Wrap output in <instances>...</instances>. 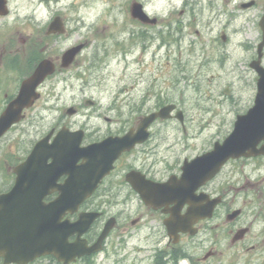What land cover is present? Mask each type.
Returning <instances> with one entry per match:
<instances>
[{
    "label": "rangeland",
    "instance_id": "obj_1",
    "mask_svg": "<svg viewBox=\"0 0 264 264\" xmlns=\"http://www.w3.org/2000/svg\"><path fill=\"white\" fill-rule=\"evenodd\" d=\"M80 1L83 2L81 13L75 15L78 20L70 23L81 29L46 46L50 37L46 36L44 41L36 39V32L42 25L36 22L48 18L49 11L41 9L38 0H11V14L0 23V39H5L2 43H7L9 38L11 43L15 41L14 51H23L17 43L21 42V35L28 41L30 59L24 60L21 54L14 57L22 63L20 66H25L24 75L32 66V57H39L45 47L56 54L79 37L86 39L84 34L89 41L74 70L59 72L50 78L42 87V97L27 110L25 120L5 135L0 143L1 166L8 167L23 159L58 120L65 119L76 127L86 125L91 133L105 125V119L111 118L117 121L113 124L116 130L120 122L128 119L132 122L159 109L161 101L176 103L185 116L186 130L176 117L155 125L157 134L171 138L166 144L172 142L174 145L166 155L176 154L181 160L194 153L184 150L187 141L199 140L198 146L203 147L229 134L235 113L252 102L256 89L258 74L250 63L262 39L259 21L264 0H257L258 4L246 9L241 3L250 0H141L161 22L143 26L131 21L125 27L123 11L129 0ZM72 2L76 11L79 0H60L58 6H68ZM105 11L111 13L104 14ZM91 23L96 29L87 33ZM10 28L14 30L10 32ZM95 32L99 37L92 36ZM222 32L226 33V40L221 38ZM129 33L134 34V39ZM129 39L135 48L127 57L125 50L133 51ZM138 41L147 43L142 57ZM262 63L264 65V56ZM4 72L0 74L2 78L6 77ZM15 76H11L12 83ZM225 88H230V95L224 93ZM1 98L0 113L4 109V96ZM87 99L94 100L95 104H86ZM73 105L79 106L80 111L69 116L66 108ZM7 182L8 174L0 167V191L9 187ZM120 195L119 200H123L127 191H121ZM236 206L238 204L233 207ZM107 210L120 213L119 222L109 235L108 249L98 264H156L161 257L158 248L165 251L178 248V255L172 253L168 257L189 264L188 256L182 255L181 250L192 253L195 258L201 257L212 245V235L220 234L216 230L207 231L199 237L186 239L181 245L168 247L167 238L158 232L159 222L150 221L155 218L145 215V221L136 224L128 221L129 215L134 218L142 213L137 199L129 205L115 204ZM220 220L210 221L209 227L217 229L215 223ZM219 243L220 249L226 252L223 258L227 264L233 250H227L225 237L221 236ZM246 251L245 246L240 247L241 261L249 255H252L250 260L256 259L262 252L261 249L254 254ZM218 261L201 260L197 264H217ZM37 264L59 263L47 257Z\"/></svg>",
    "mask_w": 264,
    "mask_h": 264
},
{
    "label": "flooded vegetation",
    "instance_id": "obj_2",
    "mask_svg": "<svg viewBox=\"0 0 264 264\" xmlns=\"http://www.w3.org/2000/svg\"><path fill=\"white\" fill-rule=\"evenodd\" d=\"M253 2V4L256 5L258 1L253 0ZM3 39L4 38L0 39V74H3L1 72L5 70L4 73L6 77L2 78L0 76V97L4 96L3 103L5 108L19 91L23 80L33 72L38 63H34L26 75L23 74L25 66H20L21 64L16 60L5 64L7 57L13 51L10 47L11 39H8V42L4 45L1 42ZM25 51L26 49H24V52ZM18 52H20V49L16 50V53ZM47 56L55 61L56 64L60 59L59 54L54 55L47 53ZM74 66L75 63L69 68H73ZM58 69L64 71V69H60V67ZM16 74H19V76L16 77ZM12 75L15 76L13 83L11 82ZM15 90H17L16 93ZM1 100L2 98L0 101ZM129 102H131L130 99ZM251 107L252 106H249L248 109H244V111H248ZM244 111L243 109H238L235 113L236 118L245 113ZM106 121L108 124L104 127L92 130L91 133L88 129L84 128L85 138L83 145L100 142L113 134L123 135L132 128L137 129L139 124L138 119L132 122L128 119L124 122H120V125L114 130L113 124L117 121L113 119H106ZM165 121L166 120H158L156 122L161 123ZM156 122L150 127L151 133L145 141L137 144L131 151L122 153L114 162L113 169L101 179L94 195L82 203L80 210L75 213L68 212L64 215L63 219L69 218L75 221L79 218V213L81 211L100 212V216L94 221L88 232L84 234L88 243L93 244L98 240L101 234L102 228L106 223L105 219H108L105 216L110 214V212L107 211V207L115 204V202L119 200L117 198L119 196L118 193L125 190L129 192L125 197V201L129 202L133 200L132 195H134L142 207V213L138 217L131 218V220L133 221L136 219V223L145 221V215L155 218L156 220L151 219L150 221L159 222L158 232L168 239V247L171 245L176 247V245H179L184 239H192L197 235H201L202 232L208 231L210 221L217 218L221 219L215 223V227L217 228L216 231H219L220 234L216 235L217 237L212 235V245L203 256L198 258L194 257L193 259L191 255L187 254L188 258L191 260L190 264H192V261L193 264H196L201 260L209 261L223 258L226 252L219 247V238L221 236L227 239V250H233L238 254L242 246H245L247 251H257L261 249L262 252L259 256L264 264V155L231 157L223 164L218 174L212 179L200 184L197 179L199 176L198 174L190 183H186L182 180V175L183 167L187 161L210 151L215 147V144L219 142V139L213 140L211 144L207 142L203 147H199L197 142L187 141L184 150L190 149L194 153L192 156H184L180 160L177 158L176 154L172 156L166 155L167 150L174 148V145L172 142L169 145L166 144V142L171 140L170 137L157 134V129L155 128ZM61 127H68L71 130L82 128V126L73 128V125L67 123L66 120H58L56 124L43 134L44 138L48 137V135H52L48 144L52 142L55 135L61 130ZM173 139H175V137H173ZM110 147L111 145L109 144L96 147L93 152V158L90 159L93 168L103 170L109 167L108 157L110 156ZM29 154L28 152L26 156ZM15 158L18 157L16 156ZM23 159L20 161L18 160L15 165L10 164L7 167L8 179L13 184L16 179L14 168ZM51 161L52 159H48V162ZM82 163L83 160L79 159L76 161L75 166L81 165ZM57 173L60 172H55V174ZM67 178L68 175L62 174L58 179V183H65ZM163 183H169V185L162 186L161 184ZM157 184L160 185L156 186ZM154 188L158 189L156 200L161 204L158 208L148 205L138 192L140 189L147 190ZM57 196L58 192L54 190L45 195L44 202L49 204L53 202ZM236 204H238V206L233 207ZM179 205H181L179 214H184L190 208V205H194L201 209H208L209 211L213 208V215L208 218H201L193 225L192 229H198L195 235H192L190 232L181 233V241L179 244L175 245L172 242L173 239L169 236V229L165 221L178 213ZM234 210H239V212L235 218H231V213ZM76 237L77 234H73L70 240H74ZM104 246L106 247L105 244ZM173 250L166 251L165 254L169 256L170 252ZM238 254L235 255L236 257L234 258V262L236 263L240 262ZM97 256L98 253L94 255L91 254L87 258L94 259ZM78 261H80V259H78ZM174 261L176 264V260ZM249 261L250 260L246 259L243 264H247ZM180 263L181 261L179 260L178 264ZM0 264H4V258H0Z\"/></svg>",
    "mask_w": 264,
    "mask_h": 264
},
{
    "label": "water",
    "instance_id": "obj_3",
    "mask_svg": "<svg viewBox=\"0 0 264 264\" xmlns=\"http://www.w3.org/2000/svg\"><path fill=\"white\" fill-rule=\"evenodd\" d=\"M3 1L0 0V12L3 9ZM132 14L143 21L155 22V19L151 20L143 11L142 4L135 3ZM260 24L263 29V41L259 44V59L252 63V66L260 73L256 105L247 114L239 116L235 129L220 148L196 158L190 164L191 166L188 165L190 167L185 168L183 177L186 179L196 177L194 172L196 167L202 168L204 175L211 177L217 172L220 161L223 163L224 159L226 160L230 156L264 153V147L261 149L256 147L264 139V68L260 65L264 48V16ZM47 74L46 66H42L31 80L29 79L24 83L18 97L10 103L0 117V137L13 123L21 119L23 109L30 106L36 97L33 89ZM172 108L174 105L144 117L136 132L132 130L122 137H110L106 141L119 143L120 150L129 148L148 136L147 128L157 116L166 117V113ZM66 137L63 131L60 132L54 140L52 149L61 150V145L67 140ZM80 140L81 137L77 140L78 145ZM87 148L91 149L92 146L83 149ZM48 150L47 148L44 149V140L39 141L27 160L16 167L15 170L18 173L16 185L10 192L0 195V256L8 257V262L15 261L19 264H27L37 256L53 253L59 260H64V264H68L74 261L77 256L101 249L102 241L113 226V224L107 223L100 239L92 247H88L84 240L69 244V236L77 231L80 234L84 233L97 217V214L83 213L75 223L68 220L58 223V219L61 220L67 210L72 212L77 210L79 205L95 190L98 183L96 177L101 178L105 173H89L82 166L79 175L81 174L82 178L87 179H82L79 183L73 170L70 179L56 188L60 191L57 200L45 204L43 199L55 187L54 184L58 178V174L54 178L52 176L53 166L49 167L44 163L50 155L45 156ZM117 151L119 150L114 152L111 159L114 160L118 156ZM47 168H49V172ZM169 228L171 235H173L176 228L171 225Z\"/></svg>",
    "mask_w": 264,
    "mask_h": 264
}]
</instances>
